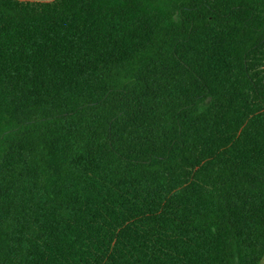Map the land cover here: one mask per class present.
Returning <instances> with one entry per match:
<instances>
[{
    "label": "trees",
    "instance_id": "1",
    "mask_svg": "<svg viewBox=\"0 0 264 264\" xmlns=\"http://www.w3.org/2000/svg\"><path fill=\"white\" fill-rule=\"evenodd\" d=\"M264 0H0V264H259Z\"/></svg>",
    "mask_w": 264,
    "mask_h": 264
},
{
    "label": "crops",
    "instance_id": "2",
    "mask_svg": "<svg viewBox=\"0 0 264 264\" xmlns=\"http://www.w3.org/2000/svg\"><path fill=\"white\" fill-rule=\"evenodd\" d=\"M33 1H50V0H33ZM259 264H264V257Z\"/></svg>",
    "mask_w": 264,
    "mask_h": 264
}]
</instances>
